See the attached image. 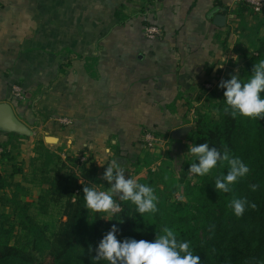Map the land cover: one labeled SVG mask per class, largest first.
Listing matches in <instances>:
<instances>
[{
	"label": "crops",
	"instance_id": "0c3cea01",
	"mask_svg": "<svg viewBox=\"0 0 264 264\" xmlns=\"http://www.w3.org/2000/svg\"><path fill=\"white\" fill-rule=\"evenodd\" d=\"M219 8L222 28L211 16ZM240 8L235 0H0V103L43 140L55 133L58 146L94 158L102 178L99 161L126 159L127 177L144 158L147 133L185 127L174 125L194 110L209 66L239 59L230 30ZM152 24L162 39L145 36Z\"/></svg>",
	"mask_w": 264,
	"mask_h": 264
},
{
	"label": "trees",
	"instance_id": "16d2710c",
	"mask_svg": "<svg viewBox=\"0 0 264 264\" xmlns=\"http://www.w3.org/2000/svg\"><path fill=\"white\" fill-rule=\"evenodd\" d=\"M245 12L260 15L247 7H241L236 15L243 17ZM254 49L242 68L243 80L252 74L256 62L264 60V36L257 39ZM225 91L220 88L208 98L194 96L193 103H200L202 98L204 105L209 102V111L202 112L203 107L195 110L197 121L192 134L195 144L208 143L221 152L227 149L248 165L249 173L233 186L232 192L215 190L216 176L227 174V166H218L205 177L190 175L192 160L184 156L185 142L172 139L176 145L160 168L155 171L145 165L146 176L137 180L154 188L158 211L141 217L134 205L117 198L120 211L105 221V214H88L83 194L84 186L96 185L105 190L98 167L82 162L81 156L67 155L63 159L42 139L38 155L29 163L30 174L36 177L42 194L31 203L20 201L18 193L24 187L17 183L11 197L0 195V201L13 208L17 222L0 218V264H97L96 248L113 224L120 230L117 238L121 241H154L164 227L171 228L178 239L190 242L201 264H264V120L234 119L225 113ZM213 111L216 116L211 115ZM0 136L6 137L2 142L6 151L0 160L9 161V149L16 150L29 139L16 133L0 132ZM23 164L14 166L11 179L20 174L27 182ZM127 166H122L123 170ZM8 185L0 175V191ZM237 198L247 199L256 207H246L244 215L237 217L230 206ZM51 209L60 213V219L52 223L39 219Z\"/></svg>",
	"mask_w": 264,
	"mask_h": 264
},
{
	"label": "clouds",
	"instance_id": "9594fccd",
	"mask_svg": "<svg viewBox=\"0 0 264 264\" xmlns=\"http://www.w3.org/2000/svg\"><path fill=\"white\" fill-rule=\"evenodd\" d=\"M220 87L226 89L225 113L234 119L264 120V60L255 63L252 74L246 80L241 79L239 74L233 75L230 80L222 81ZM187 154L192 160L188 172L190 175L205 177L211 175L218 166H227V174L216 176L215 190L218 193L232 192L233 186L250 171L248 165L229 150L221 152L208 143L191 144ZM103 180L110 185L106 191L96 185L83 188L85 209L89 215H115L121 207L117 198L134 205L141 217L158 211V197L154 188L146 183H138L135 177H126L118 160L113 159L107 165ZM230 206L237 217L244 215L246 207H256L243 198L233 199ZM119 231L113 224L103 237L96 248L94 261L97 264L100 261L105 264H201L200 256L194 254L190 242L178 239L171 228L164 227L154 241H121L117 238Z\"/></svg>",
	"mask_w": 264,
	"mask_h": 264
},
{
	"label": "rangeland",
	"instance_id": "374dc122",
	"mask_svg": "<svg viewBox=\"0 0 264 264\" xmlns=\"http://www.w3.org/2000/svg\"><path fill=\"white\" fill-rule=\"evenodd\" d=\"M236 24H237L236 22H233L230 33L231 35L234 36V39H236L237 41L236 46L238 45V43L241 46V48L239 47L240 48L239 59L236 60L235 58L232 59L226 58L225 60H223L221 58H217L215 60L216 62L214 63V65L211 64L209 66L207 73H209L210 79L207 78L205 81H203L200 84L197 93L198 95L202 97L205 96L206 98H208L211 92L219 91V89L221 88L220 84L222 81L230 80V78L233 75L239 74V76H241V72L244 64L246 63V61H248V59H250V57L254 55V51H255L254 48L256 46V41L261 35L264 34V16L261 14L253 15L252 13H247L246 17L243 16V19L240 22L239 27H237ZM236 35L240 36L241 39L235 38ZM203 98L201 99L200 103L194 102V110L188 112L187 113L188 116L183 117V119L180 118V121H177V123L174 126H181L183 124L185 126H189V125L194 126L197 121L195 117V110L198 109L199 107L198 110L200 111V108L202 109L203 107L202 112L209 111L208 108L209 102H207V104L204 105ZM191 102H193V99ZM211 115L216 116V112L215 111L211 112ZM174 128L175 127L165 128L164 130L160 131L161 133L152 132L151 134L155 135V137L153 136L155 138V141L152 143L153 145L152 147L148 146L145 139L146 135L144 136L143 145L146 146L144 150V156H143L144 158L140 163V165H136L139 167L133 169V171L131 170L128 176L135 177L138 180L139 178L146 176L148 167L149 169L155 171L160 168L163 160L166 159L167 155L172 151L173 147L176 145L171 137V131ZM30 129L35 131V133L32 134V136H30L28 140H24L23 143L17 145L18 148L16 150H13L11 148L9 149L11 153L15 151L14 157L10 156L12 158L11 161L14 162L10 164L7 163V162H11L8 159L0 160V175L4 179H6L9 183V185L5 189L0 191V195L2 197H11L12 193H14L15 191L14 185L17 183L19 184L21 183L24 188L22 191L18 193V199L20 201L27 203L36 201L43 191L42 188L38 186V183L36 182V177L30 174L29 163L31 162L32 159L36 157V155H38L37 154V152H39L38 143L40 142V140H42L45 133L43 132L40 134V131L37 130L36 127L33 128L31 127ZM49 136L56 137L55 133ZM191 144H195V142L193 141L192 133L189 134L187 140L185 141L186 147L184 148L183 152L186 158H189L187 153L189 151V146ZM50 146L52 147L51 149L53 150V152L60 155L63 159H66L67 155H73L74 157L81 156V154L74 155L69 153L67 151V147H65V144H61L60 146H58V144L50 145ZM3 150L6 151V147H4V145L0 142V156L3 153ZM81 158H84V156H81ZM85 158H87V161L89 163L95 164L93 162L94 158H88V157ZM111 161L112 160L99 161V164L108 165ZM19 164H23L24 172L27 174V178H26L27 182L25 181V177L20 174L16 175L14 178L11 179L14 166ZM145 165L148 167L145 168L144 167ZM101 168L105 169V167H101ZM103 184L106 185L105 188L106 191L108 189L109 184L104 180H103ZM3 216L6 217L5 219H9L11 223H17L15 220L16 218L14 215L13 208H11L10 205H6L0 201V218ZM112 216L113 215H106L104 219L107 220L105 221L111 219ZM39 219H48V221L52 223L54 222V219H60V213L54 209H51L48 215L40 217Z\"/></svg>",
	"mask_w": 264,
	"mask_h": 264
},
{
	"label": "water",
	"instance_id": "95a60500",
	"mask_svg": "<svg viewBox=\"0 0 264 264\" xmlns=\"http://www.w3.org/2000/svg\"><path fill=\"white\" fill-rule=\"evenodd\" d=\"M221 8L215 9L211 16L215 15L214 23L217 27H224L227 22V17L223 14ZM195 130V126L189 125L172 132V139L175 141L185 142L190 133ZM0 132L4 133H16L22 136H32V130L23 123L16 115L14 108L9 103H0ZM45 143L49 145H56L59 143V138L53 136H46ZM118 163L121 166L127 165V160L124 158H118Z\"/></svg>",
	"mask_w": 264,
	"mask_h": 264
},
{
	"label": "built area",
	"instance_id": "2783aa9c",
	"mask_svg": "<svg viewBox=\"0 0 264 264\" xmlns=\"http://www.w3.org/2000/svg\"><path fill=\"white\" fill-rule=\"evenodd\" d=\"M235 2L237 5L241 7H247L255 14H262L264 12V0H235ZM145 36L149 40H157V39H162L165 36V32L160 26L151 25V26L146 27ZM12 95L15 99L22 100L23 99V88L20 87L19 85H15L12 88ZM57 122L63 126H68L70 124V121L65 118L57 119ZM145 139H146V143L148 144V146L152 147L153 146L152 143L155 141V138L153 137V135L148 134L146 135ZM81 161L87 162V158L85 157L81 158Z\"/></svg>",
	"mask_w": 264,
	"mask_h": 264
}]
</instances>
